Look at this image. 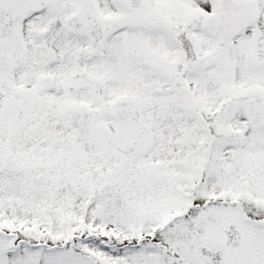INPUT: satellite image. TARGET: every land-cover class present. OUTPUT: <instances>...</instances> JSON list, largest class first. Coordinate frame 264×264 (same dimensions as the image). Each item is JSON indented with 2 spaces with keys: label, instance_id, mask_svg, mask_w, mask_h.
I'll return each mask as SVG.
<instances>
[{
  "label": "snow or ice",
  "instance_id": "6c2138e0",
  "mask_svg": "<svg viewBox=\"0 0 264 264\" xmlns=\"http://www.w3.org/2000/svg\"><path fill=\"white\" fill-rule=\"evenodd\" d=\"M0 264H264V0H0Z\"/></svg>",
  "mask_w": 264,
  "mask_h": 264
}]
</instances>
